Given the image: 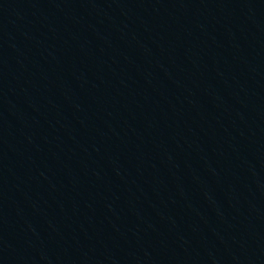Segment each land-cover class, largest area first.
<instances>
[{
  "label": "water",
  "instance_id": "obj_1",
  "mask_svg": "<svg viewBox=\"0 0 264 264\" xmlns=\"http://www.w3.org/2000/svg\"><path fill=\"white\" fill-rule=\"evenodd\" d=\"M0 168L44 264H264V0H0Z\"/></svg>",
  "mask_w": 264,
  "mask_h": 264
}]
</instances>
